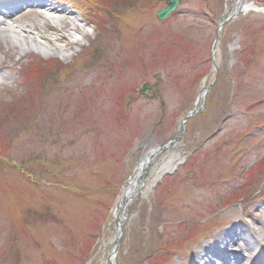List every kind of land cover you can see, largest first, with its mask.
<instances>
[{
  "label": "rangeland",
  "instance_id": "374dc122",
  "mask_svg": "<svg viewBox=\"0 0 264 264\" xmlns=\"http://www.w3.org/2000/svg\"><path fill=\"white\" fill-rule=\"evenodd\" d=\"M43 1L76 10L88 36L71 31L63 47L73 57L35 52L20 62L3 41L0 264H108L114 243L117 264H195L200 246L227 228L259 240L253 253L231 247L243 264H264V12L241 13L218 32L228 6L264 0H179L163 20L169 0ZM91 1L97 12L83 10ZM111 36L133 46L126 63L109 55ZM132 68L116 89L100 78ZM8 71L14 82L1 83ZM82 72L90 86L54 92ZM175 142L182 162L131 204L118 233L125 185L150 150Z\"/></svg>",
  "mask_w": 264,
  "mask_h": 264
},
{
  "label": "bare ground",
  "instance_id": "6f19581e",
  "mask_svg": "<svg viewBox=\"0 0 264 264\" xmlns=\"http://www.w3.org/2000/svg\"><path fill=\"white\" fill-rule=\"evenodd\" d=\"M4 4L5 8L0 9V52L5 46L3 44L4 40L11 43L10 48L20 53V57L18 59L19 62L23 57L32 56L35 52L43 54L45 57L44 59H49L55 54H61L66 58L73 57L72 54L70 55L66 53L63 47H70L73 45L74 42L70 37L71 31H78L81 32L83 36H86V34L83 33L81 25L78 24L79 22H83V19L79 18L76 10L66 7L65 5L49 3L43 0H18L17 2L13 0V2L6 1ZM23 6L25 9L22 11L21 8ZM98 6V3L91 1V8H83V10L94 13L97 12ZM254 7V4H251L250 2L238 1L233 3L231 6L227 7L225 16L222 20V26L225 22L237 17V15L253 10ZM49 12L55 13L57 16H53ZM23 15H29L30 17H33V19L38 20L34 21L33 24H28L26 22L23 23L20 20V17ZM46 23L49 25L47 28L45 27ZM87 23H89V21ZM110 38H117L118 40H115L114 43L108 42V46L110 47V50L108 51L109 55L112 57L117 56V59H122L121 61H124V63H126V58H132L133 46L128 45L126 42H124V45L122 46L123 42L117 36H111ZM40 39L45 41L46 44L54 46L53 50H44ZM21 43H25L26 46L24 47L20 45ZM103 62L104 61L101 60V62L97 63L98 68H101V64H103ZM113 65L114 64L108 61L106 67L112 69ZM0 67H2L1 69L8 70L10 66L2 63ZM123 73L119 74H123L121 77L122 79L117 77L116 74H110L108 72L100 78L111 81V83H109L110 88L116 89L118 88L119 82L123 81L127 83L132 80L134 71L133 68L132 70L126 69ZM3 78L4 79L1 83H6L4 81L5 79L10 82H14V76H12L9 71L8 73H4ZM92 80L93 75H89L87 72H82L81 75L73 74L65 79L63 84L53 86V90L54 92H60L63 90L66 91L69 86H71L69 83L74 85L73 82L79 81L85 83L83 85L85 88L91 85ZM203 96L205 97V90H203L201 94V97ZM179 133L180 135H183L181 131ZM175 145L176 142L166 148H161V150H150L139 164L136 174L132 176L129 182L125 185L113 213L118 233L120 226L124 223L128 216L131 204L139 199L147 197L158 180L161 179L165 173L175 170L182 162L183 152L180 149H176L178 147H174ZM172 148H175L173 155L164 157V152L166 150H172ZM154 162L157 164H153ZM152 165H155V167L152 168ZM148 171H151V174L149 178H146V173ZM263 209L264 208L260 206L259 210L262 211ZM259 220L264 226V215H262ZM252 237L253 236L248 234L244 229L237 230L235 228H227L219 234L216 240L200 246L199 250L195 254V264H243L247 258L239 256L237 251L233 252L231 247L243 242L247 246V250L253 253L256 248V241L259 240ZM261 238L264 242V232L261 234ZM116 248L117 245L115 243L112 244L113 251L108 256V264H117Z\"/></svg>",
  "mask_w": 264,
  "mask_h": 264
},
{
  "label": "water",
  "instance_id": "95a60500",
  "mask_svg": "<svg viewBox=\"0 0 264 264\" xmlns=\"http://www.w3.org/2000/svg\"><path fill=\"white\" fill-rule=\"evenodd\" d=\"M179 4V0H169V2H168V5L164 8V9H162V10H160L158 13H157V16H158V18L159 19H165L171 12H173L175 9H176V7H177V5ZM256 10H264V9H262V8H255ZM218 39H219V35L217 34V37H216V41H218ZM212 85L213 84H210V85H208V87H207V89H206V91H208V90H210L211 89V87H212ZM148 89V87H145L144 89H143V91H146ZM198 112V109H195L194 111H192V112H190L189 114H187L185 117H184V120H183V124L191 117V116H193L194 114H196ZM183 128L184 127H182L181 128V132L183 131Z\"/></svg>",
  "mask_w": 264,
  "mask_h": 264
}]
</instances>
